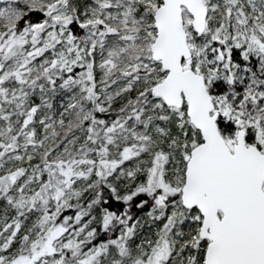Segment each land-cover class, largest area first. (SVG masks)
<instances>
[{
  "label": "snow or ice",
  "instance_id": "obj_1",
  "mask_svg": "<svg viewBox=\"0 0 264 264\" xmlns=\"http://www.w3.org/2000/svg\"><path fill=\"white\" fill-rule=\"evenodd\" d=\"M0 264H264V0H0Z\"/></svg>",
  "mask_w": 264,
  "mask_h": 264
}]
</instances>
